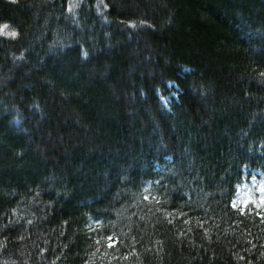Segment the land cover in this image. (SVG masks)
<instances>
[{"label":"trees","instance_id":"16d2710c","mask_svg":"<svg viewBox=\"0 0 264 264\" xmlns=\"http://www.w3.org/2000/svg\"><path fill=\"white\" fill-rule=\"evenodd\" d=\"M262 189L264 0H0V264H264Z\"/></svg>","mask_w":264,"mask_h":264},{"label":"rangeland","instance_id":"374dc122","mask_svg":"<svg viewBox=\"0 0 264 264\" xmlns=\"http://www.w3.org/2000/svg\"><path fill=\"white\" fill-rule=\"evenodd\" d=\"M5 31L6 32H11L8 27L5 28ZM162 102L167 105L168 104V99L164 96H161L160 97ZM245 187V184H242V186L237 190V193H236V197H235V201H234V204L236 205L237 203L239 205H242L243 204V198H244V194H243V189Z\"/></svg>","mask_w":264,"mask_h":264},{"label":"snow or ice","instance_id":"6c2138e0","mask_svg":"<svg viewBox=\"0 0 264 264\" xmlns=\"http://www.w3.org/2000/svg\"><path fill=\"white\" fill-rule=\"evenodd\" d=\"M13 35H16L15 33H13ZM264 190V189H262ZM147 199V197H146ZM233 207H237L235 204H233ZM255 209L257 210L256 211V215L257 216H260L262 219H264V197H261L259 199V201L255 202ZM245 209L244 208H239V211L243 212ZM111 243V241H110Z\"/></svg>","mask_w":264,"mask_h":264}]
</instances>
